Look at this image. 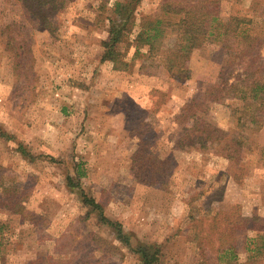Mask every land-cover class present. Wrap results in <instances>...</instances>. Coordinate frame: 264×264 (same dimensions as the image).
<instances>
[{"label":"rangeland","instance_id":"1","mask_svg":"<svg viewBox=\"0 0 264 264\" xmlns=\"http://www.w3.org/2000/svg\"><path fill=\"white\" fill-rule=\"evenodd\" d=\"M116 1L71 0L46 28L21 0H0V180L22 192L26 209L23 217L0 205V264H31L48 256L64 264H144L95 214L85 219L89 208L67 179L75 176L77 162L86 173L81 188L122 224L132 245L158 246L155 264H203L196 227L210 234L217 212L237 210L264 225V125L247 124L243 103L209 102L205 94L240 74L264 81V0L219 5L223 21L248 22L238 32L257 38L256 51H244L241 35L238 45L234 39L210 40L193 50L185 64L188 73L166 67L175 32L152 54L134 44L140 22L163 15L165 0L138 4L134 32L117 46L120 69L102 61L109 28L105 16ZM248 64L250 74L245 73ZM204 100L208 121L250 136L237 161L214 146L202 152L176 147L177 115L186 102ZM141 139L153 155L170 159V174L157 185L138 182L130 171ZM18 144L34 156L32 161ZM210 235L203 248L210 263L219 264L216 234ZM247 238L260 247L264 230L240 232V262L249 255L242 247ZM249 264H264V256Z\"/></svg>","mask_w":264,"mask_h":264},{"label":"trees","instance_id":"2","mask_svg":"<svg viewBox=\"0 0 264 264\" xmlns=\"http://www.w3.org/2000/svg\"><path fill=\"white\" fill-rule=\"evenodd\" d=\"M71 0H21L24 7L31 11L32 16L42 26L50 28L53 23L51 16L64 9ZM141 0H118L115 2L110 14H106L105 20L109 23L108 36L103 40L104 52L102 61H110L117 68L123 63L117 46L133 34L136 27L135 10ZM223 0H165L160 7L163 15H155L152 18L146 17L140 22L139 30L134 37V44L146 46L147 52L152 54L161 51L163 40L169 33H176L175 47L169 51L166 64L170 72H186L185 66L194 49L202 47L210 40L234 39L233 45L240 43L239 36L247 42L246 53L256 51L260 47L257 38L250 37L247 31L238 32V26L248 23L244 19L231 17L228 21L220 18L219 5ZM11 40L7 41V48ZM250 64L246 67L245 73L250 74ZM243 74H240L242 77ZM245 78H237L234 82L226 81L221 85H214L206 91L210 101H239L243 103L247 112V124H254L257 128L264 125V81L252 79L248 75ZM190 101L182 107L176 120L181 126L180 135L175 143L181 150L205 151L210 147H216L220 155L229 160L237 161L241 151L239 148L245 145L250 136L243 131L230 133L212 124L203 114L208 111V103ZM239 111L233 109L234 115ZM243 116L238 118L240 122ZM245 126L241 124L240 127ZM4 136V134H1ZM18 151L32 161L31 156L23 144H18ZM172 166L169 158L160 159L149 150V145L145 140H140L138 148L132 156L130 171L138 182L150 185H157L170 174ZM75 176L68 175V183L72 187L79 189L83 203L88 206L85 219L95 214L101 224H106L114 232L115 238L122 244L131 247L144 264H155L159 260L158 246L145 243L132 245L130 236L123 230L122 224L117 220H112L105 214L103 203L90 197L80 186V179L86 175L83 162H77L74 166ZM236 177V176H235ZM237 179V177H236ZM0 187L3 193L0 197V205L6 207L12 213L25 216V206L22 204V192H17L12 188H7L0 180ZM210 234L215 235L218 241L217 260L219 264H249L262 259L264 256V244L252 247L250 238L243 242L244 251L248 252L246 262L239 261L240 248L237 240L240 232L262 231L264 225L258 217H245L234 211L217 212L213 220L208 225ZM194 239L199 247L204 249L203 264H211L205 254L204 241L211 242V235L205 234L201 227H196ZM262 240L263 237L261 236ZM64 259L48 256L39 257L31 261V264H64Z\"/></svg>","mask_w":264,"mask_h":264}]
</instances>
